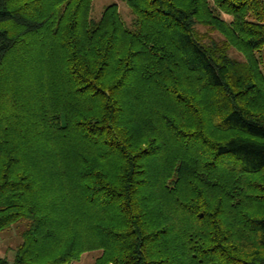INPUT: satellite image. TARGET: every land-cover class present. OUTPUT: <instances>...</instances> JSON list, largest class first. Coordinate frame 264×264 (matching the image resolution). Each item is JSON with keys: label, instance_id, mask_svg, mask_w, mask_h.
Instances as JSON below:
<instances>
[{"label": "trees", "instance_id": "1", "mask_svg": "<svg viewBox=\"0 0 264 264\" xmlns=\"http://www.w3.org/2000/svg\"><path fill=\"white\" fill-rule=\"evenodd\" d=\"M123 1L0 0V264H264V1Z\"/></svg>", "mask_w": 264, "mask_h": 264}, {"label": "rangeland", "instance_id": "2", "mask_svg": "<svg viewBox=\"0 0 264 264\" xmlns=\"http://www.w3.org/2000/svg\"><path fill=\"white\" fill-rule=\"evenodd\" d=\"M110 3L117 4L121 18L127 25H130L133 15L129 7L126 5V3L123 0H92L91 10H90L91 18L95 20L99 19L104 7ZM222 17L225 19L229 18L227 15H224V14H222ZM199 29H202V28L199 27ZM236 56L239 57L237 54ZM261 57H262L263 65H264V47L261 51ZM12 245L13 243L10 242L8 238L6 237L1 238L0 239V256H7L10 259L12 256V253L11 251L7 250V247L12 246ZM98 253L99 252L96 250L87 251L83 253L78 260L71 261L69 264H93L94 259L98 255Z\"/></svg>", "mask_w": 264, "mask_h": 264}]
</instances>
